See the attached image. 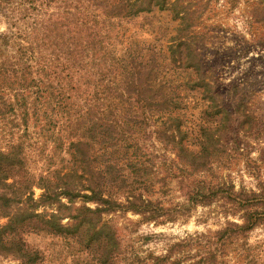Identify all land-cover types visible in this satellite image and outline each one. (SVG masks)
I'll list each match as a JSON object with an SVG mask.
<instances>
[{
    "label": "trees",
    "instance_id": "1",
    "mask_svg": "<svg viewBox=\"0 0 264 264\" xmlns=\"http://www.w3.org/2000/svg\"><path fill=\"white\" fill-rule=\"evenodd\" d=\"M178 2L0 0V17L6 20V29L0 31V118L20 119L24 130L32 118L34 127L39 125L57 150L65 144L68 159L60 162H72L63 174L54 170L37 178L35 185L42 192L36 200L30 192L32 181H18L16 191L25 195L24 210L0 229L8 234L20 227L86 237L88 243L104 230L112 236L102 214L131 211L141 217L140 222L164 224L189 218L198 205H220L224 215L241 212L239 224L226 221L213 233L221 245L253 227H264V188L235 191L231 182L218 180L214 173L224 155L226 162L231 153L226 138L230 126L241 119L237 123L241 130L253 116L242 108L245 103L238 102L235 108L214 91L212 70L202 67V62L207 64L200 60L188 32L190 5L178 6ZM177 6L180 22L176 42L167 47L170 62L165 63L166 57L153 43L136 49L137 41L123 37L124 25L134 17L153 8L164 11ZM260 16L264 20V8ZM177 69L192 70L194 78L185 73L189 80L179 84ZM185 92L197 93L201 103L196 98L189 102ZM199 105L196 117L192 111ZM151 140L174 154L170 164L162 165L161 174L155 163L160 156ZM21 146L15 142L0 150V179H11L5 184L9 189L23 169ZM171 181L181 202L165 201L170 203L165 206L150 197L155 192L167 195ZM76 201L80 204L72 208ZM52 205L56 209L48 214L35 212L38 206ZM61 210H73L68 224L60 223ZM202 238L197 234L169 244L165 255L152 257V264H177L180 259L172 261L174 255L182 259L199 255L195 264L203 258L213 264L211 237L201 246ZM5 245L9 253L19 254L20 264H37L36 255L13 236Z\"/></svg>",
    "mask_w": 264,
    "mask_h": 264
},
{
    "label": "rangeland",
    "instance_id": "2",
    "mask_svg": "<svg viewBox=\"0 0 264 264\" xmlns=\"http://www.w3.org/2000/svg\"><path fill=\"white\" fill-rule=\"evenodd\" d=\"M173 1L167 0L168 4ZM178 1V6L190 5L186 9L188 18H192L188 32L193 47L200 54V60L207 64L205 66L202 62V67L212 70L214 91L220 94L221 99L231 102L235 108L238 102L245 103L242 108L245 107V111L253 116V120L244 124L241 130L237 127L241 119L230 126L226 138L227 148L231 149V153L228 151L230 154L226 162L223 161L226 159L224 155L221 167L216 168L214 173L218 180L231 182L235 191L241 187L254 191L264 188V20L260 16L264 1ZM178 6L164 11L153 8L150 12H143L134 17L124 25L127 29L123 37L137 41L136 49L142 47V44L145 46L153 43L166 57L165 63L170 62L167 47L176 42L173 38L176 37V28L180 22L179 17L175 15L176 11L181 10ZM50 7L48 9L52 10ZM5 22L6 20L0 17V31L6 29ZM142 40L144 42H138ZM115 47L118 49V44ZM176 72L178 78H175V81L179 84L189 80V76H185L187 73H190V79L194 78L192 70L180 72V69H177ZM185 95L192 104L195 98L198 104L201 103L197 93L185 92ZM200 109L199 105L192 113L197 117ZM10 120H14L17 125L12 127ZM33 121L31 118L24 130V126L19 125L22 120L8 115L0 118V150L7 149L9 144L21 142L19 158L24 160L23 169L19 170V175L14 176L16 185L12 189L5 185L10 184L11 179H0V198L9 199V202L0 199V227L7 219L18 217L24 210L25 195L16 191L19 188L18 181L23 178L32 181L30 192L32 199L36 200L42 192L35 185L39 176H47L54 170L63 174L72 165V162H60L61 158L68 159L64 154L65 144L60 151V148L57 150L50 138L39 130V125L34 127ZM151 142L153 151L160 156L155 163L157 173L161 174L162 165L170 164L169 161L175 159L174 154L162 150L156 142ZM163 159L166 162H163ZM0 175L2 176V173ZM168 187L167 195L162 197L155 192L150 197L158 198L165 206L170 204L165 201L181 202L182 198L173 181L169 182ZM117 200L122 202L121 197ZM60 202L65 203V200L61 199ZM79 204L80 202L76 201L72 208ZM85 206L94 208L91 203H85ZM55 209L53 205L38 206L35 212L48 214ZM59 214L62 218L60 223L65 225L70 222L67 218L69 214L73 215L74 212L61 210ZM240 214L241 212L234 216L224 215L220 205H198L187 219L156 224L152 221L140 222L141 217L131 211L116 210L102 214L101 219L106 222L112 236L109 237L104 230L98 239L88 243L86 237L79 239L71 235L46 234L20 227L16 232L8 234L5 229H0V264H20L22 261L18 253H9L6 250L5 242L11 236L24 250L36 255L37 264H152V257L165 255L169 244L197 234H203L205 238L211 237V249L214 248L216 253L213 264H264L263 226L253 227L246 231L243 237L238 236L231 243L226 241L223 245L214 237L213 233L222 229L226 221L239 224ZM205 238L201 239V246L205 245ZM194 252L195 248H192L190 253ZM199 257L198 255L196 258L182 259L174 255L172 261L179 258L177 264H195ZM206 262L203 258L199 264H207Z\"/></svg>",
    "mask_w": 264,
    "mask_h": 264
}]
</instances>
